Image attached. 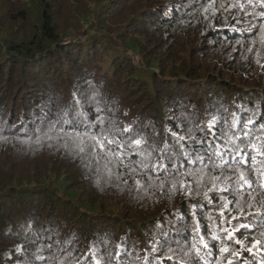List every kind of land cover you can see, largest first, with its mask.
<instances>
[{
    "label": "trees",
    "instance_id": "trees-1",
    "mask_svg": "<svg viewBox=\"0 0 264 264\" xmlns=\"http://www.w3.org/2000/svg\"><path fill=\"white\" fill-rule=\"evenodd\" d=\"M31 1L34 2L35 0ZM173 1L166 3V1L161 0L156 5L153 4L149 8L152 12L141 15L144 22L147 24V21H150L157 30L173 28V36L180 33L185 43L194 44L202 38L197 54H206L210 50L219 51L220 49L227 52L230 57L235 58L232 63L235 66L237 65L238 73L235 79L226 82L222 77L214 80L205 77V83L191 85L180 77L175 78L173 73L166 72L164 68L160 72L161 76L156 75L155 72H150L151 87L150 89H144L143 94L148 96L145 100L154 101L153 107L157 110V113L153 116L141 112L136 113L137 106H140L145 100L133 101L132 106L124 105L123 102H127L128 97L131 96L128 92V97L125 96L124 92H116L114 79H107V77L99 79L97 70L89 69L88 66L91 60L84 52L88 51L85 45L82 49H79L77 55L74 53L68 56L71 58L72 67H70V73L66 78L58 77V70L52 72L50 67L37 70L35 69L36 65H34L30 69L19 73L22 77L31 75L32 78L29 81L23 79L22 81L11 80L8 82V88L0 96V143L25 145L71 144L72 142L67 140L66 133L71 132L72 129L66 124L59 123L62 117L63 119L69 118L63 115L62 110L69 109L70 105H72L70 108L71 116L78 123L96 125L92 128L94 132L104 129L110 133H117L120 129L128 127L131 130L129 135L139 134L148 142L144 147L149 152H152V148H164L165 140L170 141L173 132L185 134V131L190 128L192 130L190 135L197 138L196 141H187L188 150L194 157L195 149L200 147L199 139L205 136V133H202L200 129L206 128L213 117L217 121L216 127L213 129L217 135L216 137L208 136L207 138L218 145L224 143V137L220 136V132L227 130L228 126L233 123V115L239 121L236 125L237 131H240L243 124L251 119L254 123L249 124L248 129L254 134L253 139H255L256 134L264 135V133H258L257 131L259 126L264 124V64H262V69L254 65L249 54L253 50H248L247 45L252 41L254 43L257 38L264 39V33L257 30L261 24H264V19L260 18L261 4L264 3V0H253L251 4L248 3V0H239V8L234 7L236 0H215L214 4L210 0ZM169 3L171 5H168ZM16 5L12 4L5 7L4 4V11L1 15H5L7 19L5 22L14 23L17 26L23 22L30 29H34L37 33L40 32V38L44 42H53V44L59 46L56 51L65 52L57 42V27L54 22L55 10L57 11V9H53L47 0H40V3L34 4V10L28 7L27 9L23 7L16 9ZM31 16H34L36 20L33 27L29 25ZM249 21L255 24L256 28H251ZM247 27L250 30H246ZM165 33L161 37H165ZM161 39L159 41H162ZM236 41H240L243 47H240V49L234 47L233 44ZM225 44H229L230 47ZM172 46L173 48L169 47L168 44L161 45L158 48L159 53L155 55L143 50L141 46H138V50L147 62H154L155 60L162 62L165 61V57L178 56L177 53H174V45ZM231 47L234 51L232 53L229 49ZM5 49L10 59L13 60V68L23 64L25 59L33 60L37 56L41 59H48L47 64L51 66V60L54 57L51 55L52 51H47L41 43L37 44L36 42L27 44L15 42L5 46ZM43 53L47 54L43 55ZM82 59L85 60L86 68L81 75V86H78L80 73L83 71L80 63ZM43 63H39V65ZM148 65L151 64L148 63ZM75 67L77 68L74 69ZM113 67L114 72L117 74L115 78L119 82L120 73L125 68H119L115 64ZM2 69L3 64L0 63V73H2ZM131 69L133 70V68ZM188 69L192 71L191 74L188 73ZM75 70L77 73L73 75ZM202 70L203 65L199 66L198 71L189 66L184 74L186 76H196L197 72L199 73ZM31 71H33L32 74H30ZM142 75L148 74H138L134 71L133 76L140 78ZM10 76H13V74ZM38 78L40 79L38 89L45 95L47 94V97L42 104L40 101L32 104L30 98L25 101V98H23L24 92L29 88V84ZM137 82L133 78V85H129L128 88H134L138 84ZM159 82H165L162 84L166 85L165 88L161 85L157 86ZM144 86L142 85V88H145ZM7 91L15 92L8 95ZM188 93H191V95H187ZM173 94L179 96L176 105L182 99L185 106L180 111L177 108L163 111L160 105L170 107L166 102L171 99ZM167 96V100L164 101V97ZM75 101H79V103H75ZM175 112L179 116H174L173 113ZM256 142L260 143L259 140ZM1 147H4L1 151H4L5 154L7 151L5 149L9 147L4 145ZM134 148L133 145L125 149L124 160L125 163H128L129 160L132 161L131 167H136L139 161L144 158L143 155L135 154ZM53 151H58L56 157L60 158L61 165L66 166L65 160L68 161L69 158L67 151L65 152L61 148H55ZM91 154L96 156L99 163L112 165L120 170L119 172L122 175L131 177L128 169L123 165L118 167L114 160L109 162L110 157L104 154L99 156L96 153ZM169 154H172L171 149ZM159 155H161L159 151L152 152L151 158L155 160ZM2 156L7 158L9 155ZM260 159L264 158L258 157V160ZM171 163L173 169H179L180 173L189 169L195 171L197 168L202 167L198 163L193 164L191 160H185L183 156H179V158L173 156ZM57 164L58 162L55 160L49 167L44 166L43 170L53 174L55 171L63 172L70 182L68 176H70L69 169L72 165L67 166L66 170L65 166L59 164V169L53 167ZM91 164L84 162L86 167H91ZM1 170L2 166H0V187L5 189L0 191V196L4 200V204L0 208V217H4L8 221L13 217L14 213L11 211V207L23 205L22 199H19L22 194L31 196L29 199L30 208L40 207V210L33 217L35 221L33 228L20 226L18 228L19 233L14 235L16 241L24 239L27 242L26 250L19 253L18 257H15L14 253L5 258L0 256V264H16L18 259L23 257L27 258L28 264H96L97 260L99 264H125V262H128V264H183L180 257L184 256V259H188V257L181 251V247L177 246L176 241H180L181 246L194 242L191 235L192 224L197 222L199 223L198 235L205 236V242L209 245H216L214 252L217 255H219L218 249L222 244L228 247V252L221 257L222 264H228L229 260L231 264H264V216L259 215V213L264 212V207H261L255 201H251V208H245V214L248 218L244 222L249 225L250 231L245 232L242 248L241 245L227 239V234L224 231L226 227L231 228V225L225 223V218L231 219L228 216V213L232 212L231 206L225 212V217H221V209L213 207V205H218L220 201L213 200L212 204H207L202 196L204 188L201 187L198 190L199 195L196 191L191 194L181 192L185 194L186 198L176 199L175 208H172V206L168 208L167 205H163V202L170 193H173L169 191L170 188L151 189L147 187V183L160 185L166 174L161 172L159 178H157L156 173H151L153 179L149 181L147 179V169H145L144 177H137L141 179V186H137L136 190L131 188V182L117 183L115 179L109 180L111 182L110 187L116 190L114 192L125 197V200L131 203L127 204L126 207V202L122 200L121 206L123 205L125 212L128 214L134 212L138 215L123 220L125 222L123 225L127 226L123 231L118 232L113 229L111 233H106L104 228H97L96 223L87 224L85 214H81L80 209L75 208L73 204H68L69 209H61L58 207L59 202L63 204L60 199H57L56 202L50 201L46 196V192L36 193L34 191V195H32L31 192L28 194L29 192L25 188L9 189L8 186L16 184L14 183L16 182V175L11 174V169L7 170L6 175H2ZM28 178L30 180L26 181V184H37L35 190L45 186L39 183L41 178L36 177L35 174ZM170 183L171 179L166 184L169 185ZM187 183L195 188L193 177H187ZM92 184L96 188L94 189L96 192L104 185L101 182ZM70 186L68 190L73 189L71 182ZM7 188L9 190H6ZM151 191V196L148 199L160 197L158 201L163 205L161 209L145 202V195L142 194ZM139 194H141V197ZM213 195L219 196L221 193L209 192V197ZM223 195L228 194L223 193ZM39 196H44V198ZM37 198H39L38 205H36ZM198 201L200 207L198 209L193 208V205L197 204ZM3 207H9L10 210L4 212L2 211ZM24 210L26 212L30 211L25 208ZM44 211H48V213L46 214ZM77 212L80 218L82 216L81 221L83 223L74 226L72 221H78ZM251 213H256V215H251ZM43 215L48 216L50 220L59 219L61 224L53 221L38 223ZM60 216H66V219ZM122 218H126L124 214H122ZM105 219L112 222L116 220L113 218ZM118 221L120 220L118 219ZM236 223L235 220L231 221L233 225ZM185 225H187V229H185ZM96 228L98 230H95ZM242 231L244 230L242 229ZM163 233H166L167 236L165 237ZM234 235L239 236L240 233L237 232ZM213 236H216L217 239L213 240ZM186 237L187 239H185ZM154 240L160 241L156 252L151 250V244ZM253 241H259V243L253 246ZM160 245H163V247L161 248ZM169 246L177 249L174 260L165 258ZM93 251H95V258L92 256ZM234 251H238V255H231ZM144 257L148 258L147 262Z\"/></svg>",
    "mask_w": 264,
    "mask_h": 264
},
{
    "label": "rangeland",
    "instance_id": "rangeland-1",
    "mask_svg": "<svg viewBox=\"0 0 264 264\" xmlns=\"http://www.w3.org/2000/svg\"><path fill=\"white\" fill-rule=\"evenodd\" d=\"M164 1H166V3L170 1L174 2L173 0ZM37 2L40 3V0H35L34 2L31 0H0V63L3 64L2 73H0V96L3 94L4 90L8 88L9 81H22L23 79L29 81L32 78L31 75L22 77L19 73L23 72V70L26 71L30 69L34 65H36L35 69L37 70L40 68L44 70L47 67H50L52 72L58 70V77L66 78L70 73V67H72L70 62L71 58L68 56L74 53L77 55L79 49H82L85 45L88 51L84 52L91 60L88 66L89 69L97 70L99 79L105 77L111 80L114 79L116 83V92H124L127 97L128 92L131 97H128L129 100L127 102H123L126 106H132L133 101H144L148 97L146 94H143V90L150 89L151 87L149 73L155 72L156 75L161 76L160 72L163 68L166 72L173 73L175 78L180 77L182 80H186L187 84L191 85H201L205 83V77L212 80L222 77L224 81L228 82L230 79H235L237 76V65L235 66L232 64L235 58L233 56L230 57V54L227 52L220 49L219 51L210 50L206 54H197L201 46L202 38L198 39L194 44L185 43L180 33L173 36V28L157 30L155 26H152L150 21H147L146 24L141 15L143 13L147 14L148 12H152L149 8L153 6V4L156 5L161 2V0H47L53 9H57V11L55 10L54 22L57 27V42L65 51L62 53L56 51L59 46L53 44V42H44L43 39L40 38V32L37 33L34 29H30L23 22H21L22 24L19 26L14 23L5 22L7 20L5 15H1L4 11V4L5 7H8L18 3L15 6L16 9L20 7L27 9L28 7L34 10L33 6ZM171 3L168 5H171ZM35 21L34 16H31L29 25L33 27ZM246 30H250V28L247 27ZM164 32H166L165 37H161ZM159 39L162 41H159ZM261 40V38H257L254 43L252 41L247 43V45L248 50H253L249 53L250 57H252V62L256 67L258 66L262 69V64H264V48L261 47ZM15 42H23L26 44L29 42L41 43L44 49L52 51L51 55L54 57L51 60V66L47 64L48 59H41V57L37 56L36 59L33 60L25 59L23 64H19L13 68V60L10 59L5 46L14 44ZM164 44H168L169 47L171 46L172 48V45H174V53H177L178 56L174 55L170 58L165 57V61L162 62L158 60L147 62L145 57L141 55L138 50V46H141L143 50L154 53L153 55H155L159 53L158 48ZM225 45L230 47L229 44ZM233 46L240 49V47H243V44H240V41H236ZM229 49L230 53L234 52L232 47ZM257 53H259V55ZM46 54L47 53H43V55ZM257 61H259V63ZM39 63L43 64L39 65ZM80 63L83 71L80 73V79L77 83L78 86H81V75L86 68L84 59L80 60ZM148 63L151 65H148ZM114 64L119 68H125V70L120 73L121 78L119 82L115 78L117 74L113 70ZM200 65H203V70L199 73L197 72L196 76H186V74H184L187 67H194L195 70L198 71ZM11 68L12 70L10 71ZM76 68L77 67L74 69ZM131 68L138 74L147 73L148 75H142L140 78H137V76H133L134 71ZM32 73L33 71L30 72V74ZM76 73L77 71L75 70L73 75ZM188 73L191 74L192 71L188 69ZM11 74H13L14 77L10 76ZM133 78L138 81V84L135 85L134 88H128L129 85H133ZM39 82L40 79L38 78L29 84V88L25 90V92L24 90L22 91V93L24 92L23 98H25V101H28L30 98L32 99V104L36 101H40L42 104L44 99H46L47 94L45 95L38 89ZM164 83L165 82H159L157 86L161 85V87L165 88L166 85H162ZM142 85H146L144 86L145 88H142ZM13 93L7 91L8 95ZM187 95H191V93ZM167 98L168 96L164 97V101H166ZM178 98L179 96L177 94H173L171 99L166 102L170 107L164 106L163 104L160 105V107L163 111L172 108H177V110L180 111L185 106V103L180 99L176 105ZM153 103L154 101L145 100L140 106H137L136 113L141 112L143 114H149L150 116L155 115L157 110L153 107ZM173 115L179 116L176 112L173 113ZM2 145L9 147L5 149L7 150L5 154L4 151H1V149L4 148L1 147ZM68 145H72V143H57L51 145L0 143L1 174L6 175L8 173L7 170L11 169V174L16 175V182H14L16 184H12L8 186V188H25L27 192H29L28 194L31 192L32 195H34V191L36 193L46 192V196L50 201L53 200L56 202L57 199H60L63 204L59 202L58 207L61 209H69L68 204H73L75 208H79L80 213L85 214L84 216L86 217L87 221H85L87 224L92 225L96 223L97 228H104L106 233H111L113 229L118 232L123 231L127 228V226L123 225V223H125L123 220L136 217L138 214L134 212L128 214L125 212L126 210L123 209V205L121 206L122 200L126 202V207L127 204L131 203L126 201L125 197L114 192L116 190L110 187L111 182L109 180L115 179L117 183L131 182V188L136 190L137 185L135 179L127 175H122L119 172L120 170L112 165L99 163L96 156H92L87 149L85 153H80L75 149L74 145L71 147ZM55 148H61L65 150V152L67 151L66 153L70 159L68 158V161L65 160L66 166L60 164V158L56 157L58 151H53ZM2 155L9 156L4 158ZM55 160H57L59 165L65 166L66 170L67 166L72 165L69 169L70 176L68 177L73 185V189L68 190V188L71 187L70 182L68 178H66L67 175L63 174V172L55 171L53 174L43 170L44 166L47 165L49 167ZM84 162L92 163L91 167H86ZM58 164L55 166L53 165V167L59 169ZM33 174L41 178L39 183L45 185L43 188L35 190L37 184H26V181L30 180L28 177L33 176ZM97 182H101L104 185L96 192L94 190L96 188L93 187L92 183ZM147 187L151 189L160 188L159 185L150 183H147ZM165 187L171 188V183L169 185L165 184L164 188ZM2 188L3 187H0V191L5 189ZM8 188L6 190H9ZM171 192L173 193H170L166 197L163 205H167L168 208L171 206L175 208L176 199H185L186 196L181 193L183 191L179 189ZM151 193L152 191L142 194L145 195V202L153 204L155 207L161 209L163 205L158 201L160 197L148 199ZM139 196L141 197V194H139ZM28 197L29 196L22 194L19 199H22L23 205L20 207H11V211L14 214L9 221L4 217H0V256L2 258L10 256L11 253H14L15 257H18L17 255L19 253L26 250L27 242H25L24 239L16 241L14 235L19 233L18 228L20 226L33 228L35 224L33 217L36 216L40 207L30 208L31 203H29V199L31 196ZM39 197L44 198V196ZM3 204L4 200L0 196V208ZM38 204L39 198L36 200V205ZM24 208L30 211L26 212ZM9 210V207L2 208L4 212ZM44 212L46 214L48 213V211ZM78 212L76 214L78 221H72L74 226L83 223V221H81L82 216L80 218ZM111 212L112 214H110ZM122 214H124L126 218L123 219ZM60 217L66 219V216ZM100 218L102 219L99 220ZM105 218H113L116 220L112 222ZM118 219L120 221H118ZM46 221H53L61 224V220H50V218L45 215L40 217L38 223L42 224ZM97 228L95 230H98ZM16 264H28V260L26 257H23L18 259Z\"/></svg>",
    "mask_w": 264,
    "mask_h": 264
},
{
    "label": "snow or ice",
    "instance_id": "snow-or-ice-1",
    "mask_svg": "<svg viewBox=\"0 0 264 264\" xmlns=\"http://www.w3.org/2000/svg\"><path fill=\"white\" fill-rule=\"evenodd\" d=\"M210 2L214 4L215 0H210ZM252 2L253 0H248V3L251 4ZM234 7H240L239 0H236ZM260 18L264 19V3L261 4ZM249 24L251 28H256V25L252 24L251 21H249ZM257 30L264 33V24H261ZM260 44L264 48V39L260 41ZM257 54L259 55V53ZM257 62L259 63V61ZM75 103H79V101H75ZM71 107L72 105L69 106V109L62 110L63 115L69 118L63 119L62 117L59 121L62 125L66 124L72 129L71 132L66 133L67 140L72 142V145L68 146L74 145L75 149L80 153H85L87 149L89 153H96L97 156L104 154L110 157L109 162L114 160L118 167L123 165L128 169L131 178L135 179L137 186H141V179L137 177H144V170L147 169V179L149 181L153 179L151 173H156L157 178H159L161 172L166 174L159 185L161 189L164 188L169 179H171L169 191H177L179 189L189 194L196 191L199 195L198 190L203 187L202 196L207 204H212L213 200L220 201L218 205H213V207L221 209V217H225V212L229 206L232 207V212L228 213L231 219L225 218V223L231 225V228L226 227L224 231L227 234V239L241 245L243 248L245 232L250 231L249 225L244 222L248 218L245 214V208L252 207L251 201H255L261 207H264V159L258 160V157L264 158V135L256 134L255 139H253L254 134L248 129V125L254 123L251 119L243 124L240 131H237L236 125L239 121L233 115V123L228 126L227 130L220 132V136L224 137V143L218 145L207 138L208 136L216 137L217 135L213 131L217 123L216 118L213 117L206 128L200 129L202 133H205V136L199 139L200 147L195 149L194 157L189 152L187 145L188 140L196 141L197 139L190 135L192 130L190 128L187 129L185 134L173 132L172 139L170 141L165 140L164 148H152V152L159 151L161 153L153 160L151 158L152 152H149L144 147L148 142L139 134L129 135L131 130L128 127L120 129L117 133H110L104 129L94 132L92 128L96 127V125L78 123L71 116ZM257 131L258 133H264V124H261ZM229 133L231 134L229 135ZM257 140L260 143H257ZM133 145L135 146L133 149L134 153L144 157L136 167H131L132 161L129 160L128 163H125L124 160L125 149ZM170 149L172 150L171 155L169 154ZM173 156L177 158L183 156L185 160H191L193 164L198 163L202 167L197 168L195 171L189 169L180 173L179 169H173L172 167ZM218 169L219 171H217ZM187 177L195 179V188L187 183ZM209 192L221 193V195L209 197ZM223 193L228 195H223ZM199 207V201L193 205V208L198 209ZM251 215H256V213H251ZM259 215L264 216V212L259 213ZM232 220L237 221V223L231 224ZM185 229H187V225H185ZM237 232L240 233L239 236L234 235ZM198 233L199 223H193L191 235L194 242L181 246L180 241H176L177 246L181 247V251L188 257V259H184V256L180 257L183 264H222L221 257L228 252V247L222 244L218 249L219 255H217L214 252L216 245H209L205 242V236L198 235ZM163 235L167 236L166 233H163ZM215 239L217 237L213 236V240ZM258 243L259 241H253V246ZM158 244H160L159 240L152 242L151 250L153 252L158 251ZM160 247L162 248L163 245H160ZM245 250L250 251L251 249ZM176 252V248L169 246L168 253H165V258L174 260ZM231 255H238V251L232 252ZM92 256L95 258V251L92 252ZM144 259L147 262L148 258L144 257ZM96 264H99L98 260ZM125 264H128V262H125ZM228 264H231L230 260Z\"/></svg>",
    "mask_w": 264,
    "mask_h": 264
}]
</instances>
